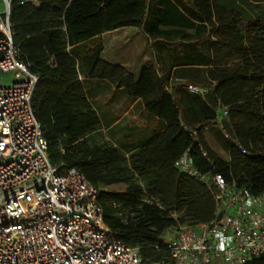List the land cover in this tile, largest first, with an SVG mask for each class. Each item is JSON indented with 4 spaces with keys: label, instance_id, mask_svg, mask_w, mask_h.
Segmentation results:
<instances>
[{
    "label": "trees",
    "instance_id": "trees-1",
    "mask_svg": "<svg viewBox=\"0 0 264 264\" xmlns=\"http://www.w3.org/2000/svg\"><path fill=\"white\" fill-rule=\"evenodd\" d=\"M35 1L11 0L10 19L15 42L40 77L33 109L49 140L50 162L61 172L80 170L97 188L105 223L139 249L140 264H177L166 233L216 217L214 175L264 197V0ZM215 1L226 19L212 25ZM125 26L143 28L155 40L159 70L146 67L136 77L101 57V35ZM90 41L93 47L87 48ZM180 66L189 80L171 94L166 71ZM79 73L143 96L162 122L150 132L130 127L120 135L118 126L102 132L104 120L93 111L40 114L43 86L54 80L76 89ZM192 84L206 88L204 96L178 98ZM220 108L227 110L221 118ZM219 122L229 159L204 137ZM185 153L205 179L177 165ZM243 264H264V253Z\"/></svg>",
    "mask_w": 264,
    "mask_h": 264
},
{
    "label": "built area",
    "instance_id": "built-area-1",
    "mask_svg": "<svg viewBox=\"0 0 264 264\" xmlns=\"http://www.w3.org/2000/svg\"><path fill=\"white\" fill-rule=\"evenodd\" d=\"M4 1L0 72L13 71L14 81L0 86V264H140L139 249L105 223L97 188L80 170L61 172L50 162L33 109L40 77L15 42L11 0ZM177 165L205 179L187 153ZM210 188L217 190L216 217L200 229L180 225L166 241L176 263L243 264L264 253V197L229 186L221 174Z\"/></svg>",
    "mask_w": 264,
    "mask_h": 264
},
{
    "label": "crops",
    "instance_id": "crops-1",
    "mask_svg": "<svg viewBox=\"0 0 264 264\" xmlns=\"http://www.w3.org/2000/svg\"><path fill=\"white\" fill-rule=\"evenodd\" d=\"M2 1L5 5V1ZM219 22L214 17L212 25ZM101 39L103 44L101 57L112 64L126 67L136 77H140L146 67L153 66L157 70L160 69L158 54L154 47L155 40L149 37L143 28L121 27L103 33ZM85 44L87 48L93 47L92 41ZM71 47L68 44L66 49L69 50ZM53 60L54 55L51 56L50 63L54 64ZM76 68L78 70V60L76 61ZM177 71H179L180 75L176 74ZM182 74L183 67L181 66L172 67L166 71L167 77L164 85L169 93L172 94L175 85L184 84L189 80ZM74 82H78L80 85L76 89H71L70 85L73 83L59 84L54 82V80L44 85L38 100L39 113L64 114L66 112L70 114H86L90 111L91 114L93 111L96 114H101L104 120L102 132L107 133L111 127L118 126L120 135L123 132L127 133L130 127H141L145 129L144 132H150L156 128L157 124L162 122L160 117L153 115L157 113L149 109L143 96L131 97L126 86H115L107 79L85 77L82 73L78 74V78ZM61 85H64V87H61ZM191 86L197 89H191ZM205 92L206 88L192 84L185 93L179 91L178 98L182 97L183 101H187L189 96H204ZM75 105L78 106L75 107ZM218 114L219 118H221V115L224 114L223 108L218 110ZM220 127L219 122L215 127L206 129L204 137L207 143L223 158L229 159V149L224 145L217 132ZM200 226H197L196 229H200Z\"/></svg>",
    "mask_w": 264,
    "mask_h": 264
},
{
    "label": "rangeland",
    "instance_id": "rangeland-1",
    "mask_svg": "<svg viewBox=\"0 0 264 264\" xmlns=\"http://www.w3.org/2000/svg\"><path fill=\"white\" fill-rule=\"evenodd\" d=\"M214 5H215V9H216V12H215L216 21L219 22V21L224 20V18L226 17L224 9L216 1H215ZM5 9H6V6L4 5V2L2 0H0V11L4 12ZM13 81H14V72L13 71L0 72V86L10 85V84H12ZM174 234H175V229H173V228L171 230H169V232L167 231L166 240L171 238Z\"/></svg>",
    "mask_w": 264,
    "mask_h": 264
}]
</instances>
